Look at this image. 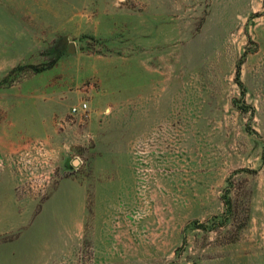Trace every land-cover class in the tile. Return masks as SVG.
Instances as JSON below:
<instances>
[{"label":"rangeland","instance_id":"374dc122","mask_svg":"<svg viewBox=\"0 0 264 264\" xmlns=\"http://www.w3.org/2000/svg\"><path fill=\"white\" fill-rule=\"evenodd\" d=\"M0 264H264V0H0Z\"/></svg>","mask_w":264,"mask_h":264},{"label":"built area","instance_id":"2783aa9c","mask_svg":"<svg viewBox=\"0 0 264 264\" xmlns=\"http://www.w3.org/2000/svg\"><path fill=\"white\" fill-rule=\"evenodd\" d=\"M87 107H88V105L84 104V105L79 106V107H73L72 111H73V113L82 112V111L85 112L87 110Z\"/></svg>","mask_w":264,"mask_h":264},{"label":"water","instance_id":"95a60500","mask_svg":"<svg viewBox=\"0 0 264 264\" xmlns=\"http://www.w3.org/2000/svg\"><path fill=\"white\" fill-rule=\"evenodd\" d=\"M69 52H70V53H74V46H73V45L70 46V50H69Z\"/></svg>","mask_w":264,"mask_h":264}]
</instances>
